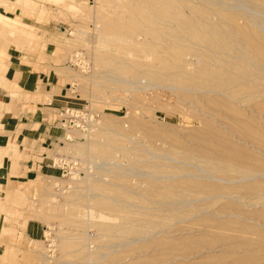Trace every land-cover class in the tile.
Masks as SVG:
<instances>
[{
  "label": "rangeland",
  "instance_id": "obj_1",
  "mask_svg": "<svg viewBox=\"0 0 264 264\" xmlns=\"http://www.w3.org/2000/svg\"><path fill=\"white\" fill-rule=\"evenodd\" d=\"M16 55L82 125L0 187V264H264V0H0Z\"/></svg>",
  "mask_w": 264,
  "mask_h": 264
},
{
  "label": "crops",
  "instance_id": "obj_2",
  "mask_svg": "<svg viewBox=\"0 0 264 264\" xmlns=\"http://www.w3.org/2000/svg\"><path fill=\"white\" fill-rule=\"evenodd\" d=\"M20 58L12 57L4 72L2 83L11 85L0 86V187L49 171L55 156L48 152L68 140V130L56 119L57 112L71 103L57 62L50 56L27 62ZM2 227L0 218V234Z\"/></svg>",
  "mask_w": 264,
  "mask_h": 264
},
{
  "label": "built area",
  "instance_id": "obj_3",
  "mask_svg": "<svg viewBox=\"0 0 264 264\" xmlns=\"http://www.w3.org/2000/svg\"><path fill=\"white\" fill-rule=\"evenodd\" d=\"M79 112V110H76V109H73V108H69L67 106L61 108L58 112V120H57V124L60 126V127H63V128H70L71 127H78L82 124H79V123H72L71 122L73 121V117H79V115L77 114ZM85 115H83L81 118H83ZM60 121V123H59ZM68 130V129H67ZM55 164V161L53 160L52 161V166Z\"/></svg>",
  "mask_w": 264,
  "mask_h": 264
},
{
  "label": "bare ground",
  "instance_id": "obj_4",
  "mask_svg": "<svg viewBox=\"0 0 264 264\" xmlns=\"http://www.w3.org/2000/svg\"><path fill=\"white\" fill-rule=\"evenodd\" d=\"M251 33V32H250ZM261 41V40H260Z\"/></svg>",
  "mask_w": 264,
  "mask_h": 264
}]
</instances>
